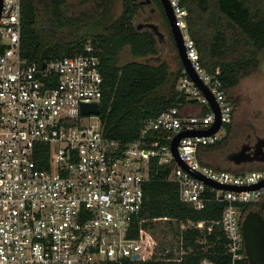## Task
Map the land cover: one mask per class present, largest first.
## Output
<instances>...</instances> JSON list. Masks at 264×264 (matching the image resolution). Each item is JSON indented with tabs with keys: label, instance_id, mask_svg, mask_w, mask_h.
Instances as JSON below:
<instances>
[{
	"label": "built area",
	"instance_id": "2783aa9c",
	"mask_svg": "<svg viewBox=\"0 0 264 264\" xmlns=\"http://www.w3.org/2000/svg\"><path fill=\"white\" fill-rule=\"evenodd\" d=\"M186 54L213 92L221 125L229 120L233 102L227 96L219 67L201 64L193 36L187 30V8L169 0ZM21 0H1L0 7V264H103L105 260L177 258L181 232L153 230L139 215L143 183L151 161L170 162L166 178L175 180L179 197L196 207L206 200H224L219 221L227 238L229 261L245 264L242 210L237 202L255 199L264 185L233 189L207 183L182 166L170 140L182 127L209 125L215 118L199 85L182 66L177 86L187 98L208 108L189 110L171 103L143 120L139 133L127 142L107 136L100 118L81 122L82 102L100 103L103 74L90 41L84 50L39 62L21 50ZM44 60V64L42 61ZM221 125L207 134H183L177 147L185 162L221 182L247 184L264 176V166L243 171L214 167L197 155L200 143L221 134ZM168 214L153 215L166 221ZM174 220L175 217H172ZM203 218L197 220L202 224ZM210 226V224L208 225ZM175 236V240L173 239ZM138 252L137 256H133ZM198 264H216L202 257Z\"/></svg>",
	"mask_w": 264,
	"mask_h": 264
},
{
	"label": "trees",
	"instance_id": "16d2710c",
	"mask_svg": "<svg viewBox=\"0 0 264 264\" xmlns=\"http://www.w3.org/2000/svg\"><path fill=\"white\" fill-rule=\"evenodd\" d=\"M65 2L42 0L40 7L38 0H21V50L29 60L39 62L44 58L82 51L84 43L90 41L99 55L103 74L99 118L107 136L127 142L137 136L145 117L158 113L171 103L191 102L177 86L183 66L180 58L171 79L167 59L163 56L148 58L158 51V41L149 27H137L134 23L139 0H122L120 12L102 30L75 33L69 37L64 36V30H68L64 28L75 21L76 15L66 11ZM180 2L187 8V30L194 38L201 64L208 71L219 67L218 74L229 98L228 90L243 76L257 70L264 72V0ZM168 31L172 37L170 28ZM125 45H128L131 57L119 61L120 51ZM208 107V104H204L198 111L203 112ZM223 125L228 128L229 120L224 121ZM223 137L220 134L212 141L200 143L198 158L214 167L233 171L264 166L263 160L260 161L263 164L234 169L237 162L227 156L213 163L209 151L223 147ZM169 168L170 162L151 161V175L143 183L144 195L139 215L148 218L143 222L149 223L153 230L165 232L168 225L174 234L181 232V256H123L120 260H105L103 264H198L205 256L216 264L229 261L227 238L219 221L224 200L210 198L203 206L196 207L181 199L177 182L165 177ZM237 202L244 212L256 206L259 200L243 199ZM160 214H168L171 218L166 221L151 219L153 215ZM200 218L204 220L202 224H197Z\"/></svg>",
	"mask_w": 264,
	"mask_h": 264
},
{
	"label": "rangeland",
	"instance_id": "374dc122",
	"mask_svg": "<svg viewBox=\"0 0 264 264\" xmlns=\"http://www.w3.org/2000/svg\"><path fill=\"white\" fill-rule=\"evenodd\" d=\"M38 4L42 6V0H38ZM122 0H66L65 7L69 14L76 15L75 21L69 26H65V37H69L75 33L95 32L104 28L105 24L113 20L120 12ZM134 14V19H139L140 9ZM143 9V8H142ZM79 18V19H77ZM164 29L167 45L162 56L169 62V77H173L174 71L179 64V56L173 38L167 29ZM157 53V52H156ZM131 57L128 45H125L120 51L119 61H124ZM153 58V57H150ZM178 81V80H177ZM233 102V110L229 119L230 125H221V134L224 135V146L216 150L209 151L212 156V162L222 161L227 152L237 148L239 141L245 136L247 131L264 134V72H253L243 76L240 81L228 90ZM196 108L204 104V101L195 100L193 102ZM81 122L97 121L99 115L83 113L79 117ZM208 152V151H207ZM263 164L262 162H239L234 165V169H242L246 167ZM175 240V236H173Z\"/></svg>",
	"mask_w": 264,
	"mask_h": 264
},
{
	"label": "water",
	"instance_id": "95a60500",
	"mask_svg": "<svg viewBox=\"0 0 264 264\" xmlns=\"http://www.w3.org/2000/svg\"><path fill=\"white\" fill-rule=\"evenodd\" d=\"M143 1H149V0H143ZM160 2L163 6V10L165 12L169 24L172 38L175 43L177 53L179 55L183 67L189 73L192 79L199 85L202 92L206 96L210 106L215 111V118L209 125L201 126V127H182L177 132H175V134L172 136L170 140V147L173 155L182 166L190 170L195 175L203 178L207 183L214 184L216 186L239 189L244 187H257L260 185H264V176L254 182L247 184L221 182L210 176H207L198 169L189 166L185 162V160H183L180 157L177 143L181 135L194 134V133H198V134L211 133L221 125V119L219 114V105L213 92L209 89L208 85L198 75L196 69L192 66L190 59L186 54L182 32L179 25L176 22L174 11L169 0H160ZM0 7H1V0H0ZM145 23L155 33L158 41L157 53L152 54L148 58L153 57L154 59H158L161 56V54L164 53L167 45V38L165 31L159 27L157 21L148 20ZM137 27H139V24H137ZM42 63L43 64L45 63L44 60L42 61ZM190 99L195 100L196 96H192ZM99 110L100 107L96 101L82 102L81 104V111L99 112ZM247 146L248 145H245V143H242V145L238 149L231 150L228 153V156L233 158L235 162H238L241 159H250L253 157L264 159V136L259 137L257 141H255L252 151L247 150ZM240 227L243 235L244 249L249 258L247 264H264V216L261 213V211L257 208H249L246 211L242 212ZM132 255L137 256L138 252H134Z\"/></svg>",
	"mask_w": 264,
	"mask_h": 264
},
{
	"label": "flooded vegetation",
	"instance_id": "af4514ba",
	"mask_svg": "<svg viewBox=\"0 0 264 264\" xmlns=\"http://www.w3.org/2000/svg\"><path fill=\"white\" fill-rule=\"evenodd\" d=\"M160 1V0H159ZM158 0H149V1H143V0H139V4H140V7H142L140 9V17L139 19H134V23L136 24H139V27H143V26H147L148 25L145 23L146 21L148 20H154V21H157L158 22V25L160 24L161 26L165 27L168 31V24L166 23V19L163 12L161 11V8H160V3H159ZM162 5V4H161ZM138 10V8H137ZM162 29V28H161ZM164 30V29H162ZM169 33V31H168ZM167 35V34H166ZM261 136H264V134H259L257 132H252L251 130L250 131H247L245 136L242 137V139L239 141V146L235 149H238L242 143H245V145H248L247 146V150H250L252 151L253 147H254V143L255 141H257V139ZM233 149V150H235ZM230 152V151H229ZM226 154L227 157L228 156V153ZM231 158V157H230ZM233 160V158H231ZM264 159H259V158H256V157H253V158H250V159H241L240 161H238L237 163L239 162H254V161H263ZM257 199L259 200V203L256 204V206L254 207H251V208H257L261 211V213L263 214L264 216V190L263 192L257 197ZM243 260L245 262V264L248 263L249 261V258L245 252V255L243 256Z\"/></svg>",
	"mask_w": 264,
	"mask_h": 264
},
{
	"label": "crops",
	"instance_id": "0c3cea01",
	"mask_svg": "<svg viewBox=\"0 0 264 264\" xmlns=\"http://www.w3.org/2000/svg\"><path fill=\"white\" fill-rule=\"evenodd\" d=\"M194 101L195 100H191V102L187 103L186 105H187V107H188L189 110H196V111H198L199 108H201L204 104L199 105L200 107L196 108L197 106H194V104H193Z\"/></svg>",
	"mask_w": 264,
	"mask_h": 264
}]
</instances>
